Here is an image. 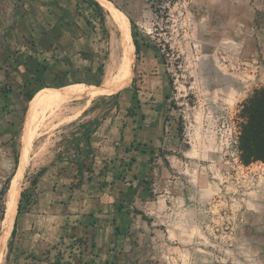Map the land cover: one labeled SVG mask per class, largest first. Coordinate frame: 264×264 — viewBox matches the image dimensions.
I'll list each match as a JSON object with an SVG mask.
<instances>
[{"label":"rangeland","instance_id":"1","mask_svg":"<svg viewBox=\"0 0 264 264\" xmlns=\"http://www.w3.org/2000/svg\"><path fill=\"white\" fill-rule=\"evenodd\" d=\"M107 1L127 18L130 36L138 34L141 48L137 60L131 36L129 83L92 97L89 111L98 114L97 120L110 113L128 120L138 116L140 126L139 108L145 105L143 118L156 143L151 160L159 164L140 181L148 184L147 195L157 199L145 206L137 200L116 220L125 231V244L132 246V257L122 264H264V164L244 165L238 150L241 105L264 88V0H178L167 15L152 12L149 0ZM101 10L98 31L108 38L109 61L100 84L87 87L117 80L122 65L119 31ZM7 86L0 90L7 92ZM34 89L22 90L20 102L6 108L0 102V191L15 173L28 113L42 95L59 90L40 89L26 106L25 95ZM84 103L73 97L46 113L20 172L16 209L31 199L20 193L26 195L39 172L29 170L34 151L46 147L53 153L60 147L63 156H71L67 147L76 131L85 143L88 123L66 120ZM132 161L126 156L125 166ZM17 214L1 245L0 264L18 263L10 253ZM1 229L0 221V234ZM85 242L74 238L54 249L51 261L33 264H81Z\"/></svg>","mask_w":264,"mask_h":264},{"label":"crops","instance_id":"2","mask_svg":"<svg viewBox=\"0 0 264 264\" xmlns=\"http://www.w3.org/2000/svg\"><path fill=\"white\" fill-rule=\"evenodd\" d=\"M89 12L95 11L84 0H0V86L8 85L7 92L0 90L4 108L19 103L22 90L33 86L36 98L39 88L59 89L45 93L55 94L97 85L109 61V41L88 22ZM84 100L66 114L67 123L97 120L98 114L89 111L93 99ZM145 107L139 108L140 126L138 116L128 120L110 113L97 120L86 143L76 131L67 147L71 156H63L60 147L53 153L46 147L34 151L29 170L43 172L14 220L10 253L17 264L51 261L54 249L74 238L86 241L81 264H122L132 257L131 243L125 244V231L116 220L137 200L145 206L157 199L147 195L148 184L140 183L159 165L151 160L156 143L143 118ZM126 156L133 158L129 167ZM19 157L20 151L15 173Z\"/></svg>","mask_w":264,"mask_h":264},{"label":"bare ground","instance_id":"3","mask_svg":"<svg viewBox=\"0 0 264 264\" xmlns=\"http://www.w3.org/2000/svg\"><path fill=\"white\" fill-rule=\"evenodd\" d=\"M105 11L108 12L109 17L119 31L120 47L122 52V65L120 68L119 76L116 77L117 80H110L103 82L100 86L96 87H85V86H75L68 89L67 91H62L61 93L55 94H44L33 106L32 110L28 113L25 126L24 134L22 140V150L20 153L19 166L12 177L9 191L8 199L5 201V209L7 213V218L2 222L4 232L0 238V261H1V245L4 238L11 230L12 220L16 213V205L19 193V183H20V172L23 170L24 165L27 161L28 151L31 146L32 140L35 133L38 132L44 126V118L46 113H51L53 110L66 100L79 97V98H94L102 94H109L117 91L118 89L126 86L130 81V57H131V36L129 33L128 20L107 0H95ZM109 74V73H108ZM105 80V79H104ZM88 101V100H87ZM23 133V132H22ZM37 134V133H36Z\"/></svg>","mask_w":264,"mask_h":264},{"label":"trees","instance_id":"4","mask_svg":"<svg viewBox=\"0 0 264 264\" xmlns=\"http://www.w3.org/2000/svg\"><path fill=\"white\" fill-rule=\"evenodd\" d=\"M88 3L95 12L101 16L103 21L104 15L101 10L100 5L95 0H84ZM150 1V9L154 13H159L161 11L165 12L167 15V10L169 6L174 5L178 0H149ZM133 27V26H132ZM133 45L135 47V55L136 59H139V53L141 45L137 40L138 34L136 32H132L131 34ZM146 45L145 43H143ZM99 85V82H97ZM42 89V88H39ZM34 92L25 95L27 101H33L35 98L33 97ZM241 115L240 117L243 119V123L241 124V131L238 136V150L240 153V161L244 165H249L256 162H261L264 164V88L255 90L242 105H241ZM98 125V121H94L88 123L84 128L86 132L84 134L85 143L88 140L89 136L94 132L96 126ZM88 147V145H87ZM88 155L90 157L93 156L92 152L89 150ZM15 166L18 164V154L15 155L14 159ZM43 170H40L37 174V177L41 175ZM37 177L33 180V185L36 184ZM10 182V178H8L3 188L0 191V221L3 218L4 214V195L8 188ZM21 198H25L24 192L20 193ZM22 210L21 204L18 205L17 211L18 213ZM14 235V229L11 232V237Z\"/></svg>","mask_w":264,"mask_h":264},{"label":"built area","instance_id":"5","mask_svg":"<svg viewBox=\"0 0 264 264\" xmlns=\"http://www.w3.org/2000/svg\"><path fill=\"white\" fill-rule=\"evenodd\" d=\"M93 17L88 16L87 20L89 21V23L92 24V26L96 29L99 30L100 29V25H101V18L100 15H98L96 12H93L92 14ZM78 247H80L78 244H76Z\"/></svg>","mask_w":264,"mask_h":264},{"label":"water","instance_id":"6","mask_svg":"<svg viewBox=\"0 0 264 264\" xmlns=\"http://www.w3.org/2000/svg\"><path fill=\"white\" fill-rule=\"evenodd\" d=\"M7 199H8V196H7ZM16 212H17V209H16ZM6 218H7V213H6V209H5L4 214H3V218H2V220H1V223L4 222V221L6 220ZM3 232H4V228H3V226H2L1 234H0V238H1L2 235H3Z\"/></svg>","mask_w":264,"mask_h":264}]
</instances>
